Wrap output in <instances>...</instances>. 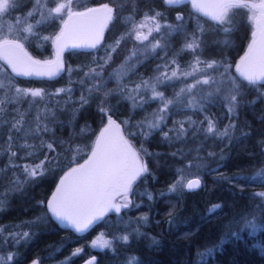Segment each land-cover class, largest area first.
Listing matches in <instances>:
<instances>
[{
  "label": "trees",
  "instance_id": "obj_1",
  "mask_svg": "<svg viewBox=\"0 0 264 264\" xmlns=\"http://www.w3.org/2000/svg\"><path fill=\"white\" fill-rule=\"evenodd\" d=\"M58 1H63L67 9L75 10L105 3L111 7V17L103 40L96 48L91 51L78 48L62 51L64 69L53 78L17 76L0 59V83L3 84L0 100L5 101L0 106L4 108L0 116V193L9 195L6 206L0 210V228L4 230L3 237H8L9 233L30 234L29 238L21 239L12 247L0 246V253L9 251L14 257L3 264H25L36 258L39 259L38 264H44V260L50 264H80L84 257L82 255L80 258L81 254L63 263L61 259L69 256L73 248L79 245L84 247L106 220L113 223L107 235L128 231L129 240L124 244L127 249L135 241H146V251L130 257L135 258L133 264H264V204L254 195L264 192V175H256L264 168V147L261 146V142H264V97L259 96V92H264V84L251 85L237 76V83L242 85L243 99L257 100V103L237 108L234 117H230L228 107L222 101L205 104L204 111L197 108L177 111L171 107V114H168L161 129L153 130L147 139L139 134L137 125L146 118L144 113L148 107L144 105L134 109L128 100L119 101L111 92L116 85L127 92L130 85H134V89L135 83H141L154 72L163 71L171 62L166 61L160 66L158 62L161 56L176 51V61L180 65L197 55L207 61L226 64L228 75L234 76V64L247 49L255 32L250 0L224 6L221 16L214 19L195 10L188 0L179 4H167L164 0H39L38 4L35 0H20L18 9L0 16V41L17 40L34 57L50 59L55 51L53 39L65 18L64 12L50 16L51 8ZM29 12L33 15H27ZM41 13L49 18L37 24V20L43 19ZM155 13H160L156 21L145 19ZM178 15L182 17L181 20H177ZM220 21L224 23L221 25ZM156 23L161 25L160 32L155 30ZM141 24L145 26L139 27ZM169 25L173 28L182 26L183 31H174L169 35ZM221 27L230 31L225 34L218 30ZM29 28L31 32L27 31ZM201 29L208 33L207 42H210L211 48L204 52L199 48L197 52L182 48L186 41L199 43L200 46L203 42L207 43L197 34ZM137 32L143 36L150 35L155 40H162L163 34V40L168 43L167 50L157 48L149 56L138 58L134 72H129L124 82L115 84L112 80H106L104 77L139 44ZM193 36L197 39H192ZM215 41L228 43L225 46ZM101 58L108 59V62L105 64ZM99 64H103L102 71L98 68ZM90 68H97L100 76L92 79L85 77L84 73ZM102 78L106 81L101 82ZM81 80L84 81L83 85ZM97 84L102 85L100 91H93L89 95L87 89ZM172 87L170 84L161 86L162 89H174ZM17 88L42 89L44 97L24 96L22 92L16 93ZM58 89H71V92L57 93ZM168 89L164 90L165 94ZM106 92L111 94L106 97ZM53 93L57 94L51 95ZM150 93V87L141 88L140 95L144 99ZM82 94L89 97V103L83 107L79 104ZM100 107L107 108V112L101 113ZM47 109H51L54 117ZM76 109L78 111L73 119V110ZM130 109L133 112L129 113ZM21 115L22 131L18 133L11 129V123L14 122L13 117L20 119ZM108 115L121 125L125 137L148 168L147 173H142L132 182L130 207L122 209L120 213L110 212L82 235L62 227L50 214L45 224L26 223L47 210V198L61 175L87 158L95 136ZM37 116L41 125L47 124L51 132H41L39 137H27V143L33 148L22 149L20 145L24 143V133L35 128ZM177 118L187 129L182 139H175L179 127V124H174L178 122ZM189 118L196 122L191 127ZM207 119H212L220 131L235 119L237 127L234 135L239 139L221 141L214 134L205 139L203 129L207 128ZM85 127L86 131L81 133ZM241 130L248 135L241 136ZM164 132L173 138L171 142L163 139ZM9 136L12 137L11 142L8 141ZM49 143L54 151L47 148ZM9 150L15 152L16 156L10 157ZM28 151L33 152L31 157L26 155ZM145 151L152 155H145ZM209 153L215 155L209 156ZM46 156L50 162L45 164V174L26 184L22 193L9 194L13 178L20 181L25 179L22 166H34ZM9 164L17 167L6 168ZM191 176H198L202 181L201 186L195 190H185L184 182ZM253 176L254 180L251 179ZM181 179L183 183H178ZM173 184L176 185L175 191H169ZM40 201L44 204H38ZM216 205H220L219 210L209 215ZM257 205H261L262 209L257 226L249 228L239 223L241 215L256 211ZM170 213L174 218L171 223ZM144 216L146 220H139V225L135 223ZM127 217L131 218V222L125 224L123 221ZM209 230H212V235L204 240ZM152 238L159 243L153 244ZM118 247H121L120 243L113 246L112 251L106 249L87 255L96 256L95 264H128L129 260L124 257L123 260L113 259ZM208 249L213 250L211 255H206Z\"/></svg>",
  "mask_w": 264,
  "mask_h": 264
},
{
  "label": "snow or ice",
  "instance_id": "obj_2",
  "mask_svg": "<svg viewBox=\"0 0 264 264\" xmlns=\"http://www.w3.org/2000/svg\"><path fill=\"white\" fill-rule=\"evenodd\" d=\"M167 4H175L178 2V0H165ZM35 3H39V0H35ZM20 0H0V14H8L13 10H16L20 7ZM63 5H59L53 9L50 10V16H54L57 13L61 12ZM110 11V10H109ZM27 15L32 16L33 13L29 12ZM41 16L43 17V13H41ZM160 16V13H155L154 15L150 17H145L147 20L156 21L157 17ZM49 17H43L42 20H37L36 23L40 24L45 22ZM110 18V17H109ZM182 17L179 15L177 16V20H181ZM221 25L224 23L223 21H220ZM144 24L139 25V27H144ZM172 31H183L182 26H177L176 28H173V26L169 25L167 26ZM161 25L159 23H156L155 30L157 32H160ZM220 31H223L225 34H227L230 29L221 27L218 29ZM27 31L31 32L32 29L29 28ZM201 31H203L201 29ZM171 35V31L168 33ZM163 39V34L161 36ZM27 39V37H25ZM44 39H47L45 37ZM136 39L137 40H147V36H143L141 33H136ZM193 39L195 40L196 37L193 36ZM99 40L98 38L95 39L93 42L89 43L87 47L90 48H96ZM215 43H224L225 46H227V41H215ZM76 47H79L80 45H74ZM165 45L161 44L159 40L156 41V43L152 46V51L155 52L157 48L164 49ZM200 47L199 43H187L184 46V49L191 50L195 52ZM23 45L19 44L18 42H9L5 41L4 45H0V57H3L8 61L9 64L12 65L13 71L16 72L17 75H23V76H31V75H38V76H54L56 75L62 68L63 65L59 64L58 62L49 61L44 62V64H41L38 61H32L30 58H27L25 61H21L20 58L15 54L16 49L22 50ZM184 49H181L183 51ZM114 50V49H113ZM136 56V52H132L131 55L127 58L131 60L133 57ZM104 63L106 64L108 62V59H110V54H108V59L101 58ZM95 63V60L93 61ZM171 63H175V61H171ZM202 63L200 61L199 57L196 58L195 64L199 65ZM160 66L158 65L157 68ZM179 67V65H177ZM206 67L208 69L218 68V67H224L225 73L221 74L226 75L227 74V68L228 66L220 63L217 64L216 62L207 63ZM98 68L102 71L103 64H99ZM198 71L199 69H194ZM243 72L245 74V79L249 82L251 85H255L257 81L264 79V44L259 48V50H254L252 53H250L245 58V64ZM85 77H89V79L99 77L100 71L97 70V68H90L88 72L84 73ZM192 77L193 72H182L178 76L177 71H172L171 75H167V73L161 74V77H156L155 82H153L151 85L149 84V81L144 80L142 81V84H137L134 89H127L128 95H123L125 92L124 88L120 89V92L122 93V99H126L132 102V107L135 109L137 107L142 108L145 103L150 101H160L162 103V107H160L157 111L159 115H157L155 123L149 122L148 124H145L144 122H140L137 125V129L139 131V134L142 135L145 139H147L153 130H160L161 125L164 124L166 119V114L168 111L169 105H174L175 109L177 111L188 108H197L200 111H204V105L205 104H212L216 103L217 101H222L226 104L228 107V112L230 117H234L236 115V109L243 107L244 105H255L257 103V100H245L243 99V91H242V85L236 83L234 80L229 81L230 87L227 89L228 94L225 95V89L222 87L224 81H221L219 84H217L216 80L212 77L206 76L203 79H197L195 80V83L187 85L185 88H181L179 92L175 93V100L172 99H165L164 94L162 92H159L156 90L157 83L158 84H166L173 79H180V77ZM116 78L119 80L121 77L119 74H116ZM80 83L83 85L84 81L81 80ZM217 86L214 87L212 90L203 92L200 96V99L197 100L195 97H193L191 94L193 93V90L197 88L198 85H214ZM102 85L97 84L93 87H89L87 89L89 95L93 92H99ZM148 89L151 88V96L148 97V100H145L142 95H140L141 88ZM3 88V84L0 83V89ZM16 93H23L24 96L31 95L33 98L39 97L43 99L44 97V91L42 89H19L17 88ZM65 92L70 93L71 89H58L57 93ZM57 93H53L51 95H56ZM133 93H135L133 95ZM110 92H106L105 96L107 97L110 95ZM186 94L187 95V101L181 99V95ZM259 96L264 97V92H259ZM89 103V97L85 96L84 94L81 95L79 98V104L81 107L87 105ZM103 103V101L101 102ZM5 101L0 100V106L4 105ZM14 111H18V109H14ZM78 111V109L73 110V119H75V114ZM99 111L101 113H106L107 108L100 107ZM4 108L0 107V116L3 115ZM47 112L54 117V113L51 112V109H47ZM110 119V117H109ZM37 123L34 129H29L24 133V143L20 145L22 149H32L33 145H30L27 143V137H39L41 132L43 133H50L51 129L47 126V124H43V126L40 123V117L37 116L36 118ZM13 123H11V129H15L16 132L20 133L22 131L21 125L23 123V116L21 115L20 119H15L13 117ZM190 121V118H189ZM5 124H7V121H4ZM63 123V122H60ZM196 122L190 121L189 126L191 127L192 124ZM203 122H201L202 124ZM174 124H179L177 131V136L175 139H182L184 135L187 134V129L184 128V124L182 122H174ZM166 126V125H165ZM236 121L235 119L231 120L230 125H226L223 129V131H220L217 129L216 123L212 119H207V128L203 129L205 133V139H207L211 135H215L217 139L223 141L227 139L229 142H231L233 139H239V137H236L234 135L235 129H236ZM200 129H198L199 131ZM86 131V127L81 129V133H84ZM172 131V130H170ZM241 136H247L248 133L241 130L240 132ZM163 139L165 141L171 142L173 138L169 137L168 132L163 133ZM12 137H8V141L11 142ZM121 143L125 144L124 148H118L116 145V142H112L111 144L106 143L105 141L98 140L96 144V148L93 151L92 154V167L88 171L86 175H83L77 182V187L74 188L71 192H68L65 194V189L62 187L57 188L58 194H64V195H54L52 200H49L46 205V211L43 212L40 216L34 218L32 221H27L28 224H45L47 222V218L49 213L53 218H55L58 221H67L69 225L75 228L77 232H83L91 223L92 220L97 219L100 215L103 214L104 211L111 209L115 213L121 212V207L127 208L129 206L128 203L121 205L110 203V194H108V189L112 187H120L123 189V192L126 194L129 188L131 187V182L135 180L138 176H140L142 173H147L148 168L138 163L137 158L135 155L131 152L130 148L126 145V142L121 141ZM41 146L43 147V141L41 140ZM261 146L264 147V142H261ZM47 148L49 150L54 151L52 144H47ZM10 157H15L16 153L11 152L9 150ZM27 156L31 157L33 155L32 151H28L26 153ZM145 155H152L151 153H147L145 151ZM175 155V154H173ZM215 153H209V156H214ZM131 156V164L129 163V157ZM48 157L46 156L44 160L40 161L39 163H36L34 166H29L27 164L23 165V172L25 175L24 181H20L18 178H13V180L10 182L11 187L8 189L9 194L11 192H18L22 193L24 191V187L26 184L33 182L36 178L42 177L47 169L45 168V164L49 163ZM135 165V167H133ZM7 167H17V165L9 164L5 166ZM84 165H80L79 168H73L71 170L72 173H76L80 170L84 169ZM129 168H132V171H128ZM180 170H178L179 172ZM256 175H264V168L257 171ZM251 179H255V176L251 177ZM65 183L64 179L61 180V185ZM178 183H183V180L178 181ZM200 186V180L194 179L190 180L186 184V188L189 190H195ZM176 185L173 184L169 191H175ZM254 195L258 196L264 204V192L255 193ZM66 196L68 198H71L76 204L80 206H89L93 204H98L101 201H103V206L96 209V214L92 215L91 218H83L73 215L71 212L68 211L65 198ZM9 198V195H5L3 193H0V210H3V208L6 206V201ZM125 195V199H126ZM149 199H151V196H149ZM38 204L43 205L44 202L40 201ZM220 205L214 206L210 212L209 215L214 214L215 211L219 210ZM261 205L256 206V211L252 213H246L242 214L239 223L244 225L245 227L249 228H255L257 226V220L261 212ZM147 217H140L138 220H146ZM172 219H174L171 216L170 213V220L169 223L172 222ZM63 226V225H62ZM3 228H0V242L6 243L8 237L12 238L13 243H19L21 239L29 238L30 234L28 232H22V233H9L8 237H3ZM138 231V230H137ZM232 235H235L233 233ZM118 239H122L123 241H128L129 236L124 235L123 237H120ZM100 241H93V245L96 246ZM153 244H158L159 242L155 240V238H152ZM109 241L104 240L103 244L105 246L109 245ZM77 252L80 251V249L76 250ZM212 249L207 250L206 255H211ZM75 254V253H74ZM13 255L9 254L7 256V260L11 261L13 260ZM2 259V258H0ZM135 260L134 257L130 258L128 261V264H133V261ZM33 264H38V261H33ZM89 264H92V261H89Z\"/></svg>",
  "mask_w": 264,
  "mask_h": 264
},
{
  "label": "water",
  "instance_id": "obj_3",
  "mask_svg": "<svg viewBox=\"0 0 264 264\" xmlns=\"http://www.w3.org/2000/svg\"><path fill=\"white\" fill-rule=\"evenodd\" d=\"M184 1L186 0H178V2L175 4H179ZM188 1H190V3L192 4L195 10H197L198 12H200L201 14L207 17L214 19V18H218L219 15L221 14V9L223 5L229 2H235L236 0H188ZM255 6L256 8L259 9L258 15L254 18V24L257 26L256 35L249 43L245 52L238 58V60L234 64L235 73L237 74L238 77L244 80H246L244 78L245 74L243 72L245 58L254 50L258 51L259 48L262 46V44H264V2L256 4ZM110 13H111V7L105 3L89 6L81 10L70 11L65 16L59 32L53 39V46L55 51H54V55L50 59L47 60L38 59L34 57L32 54H30L24 46L22 50L20 49L15 50V54L20 58L21 61H25L27 58H30L32 61H38L41 64H44V62H49V61H54V62H58L59 64H62L63 68L54 76L49 77L46 75L43 76L17 75L16 72L13 71L12 65L9 64L6 59H4L3 57H0V59L6 64V66L10 69V71L17 76L24 78H36V79L53 78L58 74H60L64 69V63L62 60L63 50L68 48H78L83 51H91L93 50V48L87 47V45L93 42L97 38L99 40L97 46L100 45V43L103 40L105 28L110 20L109 18ZM5 41L18 42L19 44L23 45L19 41L12 39L1 40L0 45H4ZM74 45H80V46L76 47ZM257 83L264 84V79L257 81ZM98 140L105 141L106 143L109 144L115 141L117 147L121 149L125 147V144L121 143V141L126 142V145L130 148L131 152L135 154L130 142L124 136L121 126L112 118L108 119L107 122L98 130L95 139L93 141V146L87 158H85L79 164L69 168L61 175L49 200H52L54 195H64L57 193L58 187H62L63 189H65V194L71 192L74 188L77 187L78 180L83 175H86L90 170V168L92 167V163H91L92 154L94 149L96 148V144ZM80 165L85 166L83 170H80L76 173L71 172L73 168H79ZM62 179H64L65 181L63 185H61ZM194 179H199L201 186L202 183L201 179L198 176H191L187 178L186 181L184 182L185 190H189L186 188L187 182ZM115 188H119V187H115ZM120 189L122 190V188ZM65 203L68 211L71 212L73 215L80 217L81 219L86 217L91 218L92 215L96 214V209L103 206V201H101L98 204H93L89 206H80L76 204L71 198H68L67 196L65 198ZM106 211H104L103 214L100 215L97 219L92 220V223L83 232H77L74 227L68 224L67 221L61 222L56 219L55 220L61 226L63 225L62 227L73 228L76 233L82 234L88 231L89 229H91L98 222H100V220L105 215ZM96 260H97L96 256L91 255L85 258L83 261H81L80 264H89V261H92V264H95ZM33 261H37V260L32 259L27 264H33Z\"/></svg>",
  "mask_w": 264,
  "mask_h": 264
},
{
  "label": "rangeland",
  "instance_id": "obj_4",
  "mask_svg": "<svg viewBox=\"0 0 264 264\" xmlns=\"http://www.w3.org/2000/svg\"><path fill=\"white\" fill-rule=\"evenodd\" d=\"M244 1L245 0H236L235 2L226 3L225 5H223L222 9L226 5H231V3H238V2H244ZM249 2H250L251 8H253V20H254V18L259 13V9L256 8L255 5L264 2V0H250ZM59 5H63V7L61 9V12L60 13H57V14H61V13L64 12V16L63 17H65L68 14L69 11L75 10V9H67L66 8V5H65V3L63 1H58L54 5V7H52L51 9H53V8L59 6ZM222 9H221V12H222ZM221 14L219 16H221ZM1 15L2 14H0V16ZM110 15H111V13H110ZM107 27H108V24H107L106 28ZM170 31H171V34L174 33V31L169 30V32ZM256 32H257V26L255 27L254 36L256 35ZM197 34L200 37L204 38L206 40V42H207V35H208L207 32H205L204 30L203 31L198 30L197 31ZM146 36L148 37L147 40H140L139 44L135 48H133L125 58H123V60L119 63V65H117V67L115 69H112L104 77L106 80H112L111 82H113L115 84L124 82L125 77L127 76V74L129 72H134L135 63L138 61V58L141 57V59H143V58L149 56L151 53H153L152 46L156 43L157 40H155V38L151 37L150 35L149 36L146 35ZM191 37H192V35H191ZM159 41L161 42V44L165 45L164 50H167V44L168 43H166L163 39L162 40H159ZM187 43H192V42H190V41L184 42L182 44L183 45L182 48H184V46ZM210 48H211L210 42H207V43H204L203 42V44H201V46L199 47V51L200 50H201V52L208 51ZM132 52H136V55L140 54V56H135L131 60L127 59L131 55ZM195 52H197V51H195ZM177 54H178V51L173 52V53H170V54H166V55L163 53V55L161 56L162 58H160V62H158L159 65L160 64L161 65H164V63L166 61L167 62L168 61L171 62L172 60L175 61V63H170V64L167 65V67L163 71H161V72L160 71L154 72V73L150 74V76L148 78L143 79V81L144 80L149 81V84L151 85L153 82H155V78L156 77H161V74H163V73H167V75L170 76L171 73H172V71H177V74L179 76L180 73H182V72L192 71L193 72V76L192 77L184 78V77L181 76L180 79H173L172 81L166 83V84H170L171 87L173 86L174 89H168V88H163L162 89L161 88L162 85L157 83L156 90L159 91V92H162L164 94L165 99L175 100L176 99L175 93L179 92L181 88H185L187 85L195 83V80H197V79H203L206 76L214 78L216 80L217 84H219L221 81H224L222 87L225 89V92H224L225 95L228 94L227 89L230 87V85L227 82V80L228 79L234 80L237 83V80H238L237 75L236 74H234V76L233 75H228V69H227V74L222 76L221 74L225 73V68L224 67H218V68H213V69H208L206 67V64L207 63H211V62H215V61H212V60H208L207 61L205 59L199 58L200 61H202V63H200L199 65H196L195 64V60H196V58L198 56L197 55H194V57L191 60L185 61V63H183L182 65H180L181 63L176 61V59L178 58ZM181 62H184V61H181ZM216 63L217 64H220L219 62H216ZM177 65H179V67H177ZM197 68L199 69L198 71L194 70V69H197ZM116 74H119V76L121 77V79L118 80L116 78ZM104 78H102V81L101 82H105L106 81ZM136 84H142V82L141 83H139V82L138 83H135V85ZM216 86H217L216 84L210 85V86L209 85H198L197 88L193 90V93L191 95L193 97H195L197 100H199L200 99V96H201V94L203 92L210 91V90H212ZM115 87L116 88L113 89V90H111V92L116 95V97L119 99V101H121L122 100V93L120 92V89L121 88H119L118 85H116ZM129 87H130V89H132V87H134V85H130ZM166 89H168V93L167 94H165ZM134 94L135 93H133V95ZM123 95H128V92H124ZM150 96H151V93H150V95L148 97H150ZM148 97L145 100H148ZM181 99L185 100V102H186L187 101V95L186 94H182L181 95ZM129 102L132 103L131 101H129ZM144 105L148 107V110H147L146 114L144 113V115H146V118L145 119L142 118L143 119L142 122H144L145 124H148L149 122L155 123L156 117H157V115H159V113H158L157 110L160 107H162V103L160 101H150V102L145 103ZM131 106H132V104H131ZM171 107H174V105H169L168 111H167V114H166V118H167L168 114H171ZM187 109L188 108H185V109H182V110H187ZM188 110H190V109H188ZM131 112H133L132 109L129 110V113H131ZM179 120L180 119L177 118V121L178 122H179ZM127 122H129V121H127ZM130 144H131V142H130ZM133 151H134V148H133ZM134 153H135L134 155L137 158V160H139L141 162L140 164L145 165L144 159L143 158H140L141 156H139L138 152L134 151ZM119 190H120V188H117V191L118 192H119ZM129 193H130V189L127 191L126 194L125 193H122V192L121 193H118V194H116L114 196V200L113 201H115V203L118 204V205H123L125 203H128L129 201H131V198H130ZM125 195L127 197L126 199H125ZM131 204H132V202L129 203V206L128 207H130ZM127 208L121 207V210L122 209H127ZM111 211H113V210H111ZM130 219L131 218L127 217L123 221V223L127 224L128 222H131ZM138 221L139 220H137V221L135 220V223L138 224L139 223ZM142 222H143V220H142ZM112 224L113 223H111L110 220H106L105 223L103 224V227L100 228V229H98V230H96L91 235V237L85 242L84 247L86 248V250H85L84 247H82L81 245H79V246H77V247H75V248L72 249V251L69 253V256H67L66 258L61 259V262L63 263L64 261L68 260L69 258H72V257H75V256H79L80 254H81V257L80 258H82L83 256H84L83 258H85V257H87L89 255L88 253L92 254V253H97V252H103L106 249L112 251L113 250V246L114 247L119 246V243L121 244V247H118V249H116V251L114 250L115 251V253L113 255V259L114 260H119V259L120 260H123V257L126 258V260L127 259L129 260L132 255H134V254H140V253L146 251V249L148 247L146 241H135L127 249V246L124 245L125 244V241H123L122 239H118L120 237H123L124 235H128L129 236L128 231L120 232V233H114L113 236L107 235L106 233L108 232V229H109V227H111ZM17 231L19 232V230H17ZM211 235H212V230H209L205 234V237H204L205 239L204 240H206V238L210 237ZM97 240H99L100 242L96 246H94L93 245V241H97ZM104 240L109 241L110 242L109 245L105 246L103 244V241ZM15 244L16 243H13L12 239H10V240L7 239V242L6 243L0 242V246L1 247L2 246H4V247H6V246L12 247ZM77 249H80V251L77 252L76 251ZM9 254H11V252H9V251L4 252V253H0V258H2V259H0V264L9 262L7 260V256ZM125 254H126V257H125ZM43 262H44V264H50V262H47V260H44Z\"/></svg>",
  "mask_w": 264,
  "mask_h": 264
},
{
  "label": "flooded vegetation",
  "instance_id": "obj_5",
  "mask_svg": "<svg viewBox=\"0 0 264 264\" xmlns=\"http://www.w3.org/2000/svg\"><path fill=\"white\" fill-rule=\"evenodd\" d=\"M105 30H106V28H105ZM104 32H105V31H104ZM109 117L112 118L113 120H115V119L113 118V116L108 115V116L106 117L105 123L107 122V120L109 119ZM115 121L117 122V120H115ZM105 123H104V124H105ZM117 123H118V122H117ZM104 124H103V125H104ZM118 124H119V123H118ZM103 125H102V126H103ZM119 125H120V124H119ZM102 126H101V127H102ZM120 126H121V125H120ZM99 129H100V128H99ZM123 134H124V133H123ZM124 136H125V135H124ZM126 139H127V138H126ZM127 140H128V139H127ZM128 141H129V140H128ZM129 163L131 164V158H130V157H129ZM138 163H141V162L138 160ZM133 167H135V165H133ZM128 171H129V172L132 171V168H129ZM132 182H133V181H132ZM132 182H131V185H132ZM119 188H120V187H119ZM129 189H130V188H129ZM52 192H53V191H52ZM121 192L124 193V192H123V189H122V190L120 189L119 192H118V191H117V188H115V187L109 188V189H108V194H110V197H111V199H110V203H114V204H116L115 201H113V200H114V196H115L116 194H118V193H121ZM51 194H52V193H51ZM51 194H50L49 197L47 198V203H48V201H49V198H50ZM110 212H112L111 209H108V210L106 211L105 215L103 216V218H104L107 214H110ZM113 212H114V211H113ZM49 214H50V213H49ZM50 216H51V214H50ZM103 218H102V219H103ZM54 219H55V218H54ZM102 219H101V220H102ZM101 220H100V221H101ZM55 221H56V220H55ZM56 222H57V221H56ZM98 223H99V222H98ZM98 223H97V224H98ZM97 224H96V225H97ZM69 228H70V227H69ZM70 229H72V230L74 231L73 228H70ZM89 230H90V229H89ZM89 230H88V231H89ZM88 231H86L85 233H87ZM85 233H82V234H85ZM82 234H81V235H82ZM90 256H91V255H90ZM87 257H89V256H87ZM87 257H85V258H87ZM85 258H84V259H85ZM84 259H82L81 261H83ZM36 260H37L38 263H39V259L36 258ZM81 261H80V263H81ZM28 262H29V261H28ZM28 262H26L25 264H27Z\"/></svg>",
  "mask_w": 264,
  "mask_h": 264
}]
</instances>
